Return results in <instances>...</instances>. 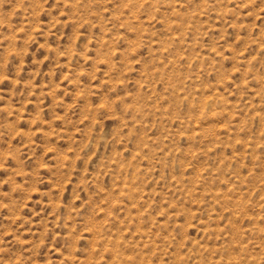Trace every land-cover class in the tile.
Returning a JSON list of instances; mask_svg holds the SVG:
<instances>
[{
  "label": "rangeland",
  "instance_id": "374dc122",
  "mask_svg": "<svg viewBox=\"0 0 264 264\" xmlns=\"http://www.w3.org/2000/svg\"><path fill=\"white\" fill-rule=\"evenodd\" d=\"M0 264H264V0H0Z\"/></svg>",
  "mask_w": 264,
  "mask_h": 264
}]
</instances>
